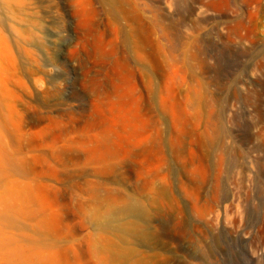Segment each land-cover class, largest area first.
<instances>
[{
    "label": "rangeland",
    "instance_id": "374dc122",
    "mask_svg": "<svg viewBox=\"0 0 264 264\" xmlns=\"http://www.w3.org/2000/svg\"><path fill=\"white\" fill-rule=\"evenodd\" d=\"M122 3L0 0V264H264V0Z\"/></svg>",
    "mask_w": 264,
    "mask_h": 264
},
{
    "label": "bare ground",
    "instance_id": "6f19581e",
    "mask_svg": "<svg viewBox=\"0 0 264 264\" xmlns=\"http://www.w3.org/2000/svg\"><path fill=\"white\" fill-rule=\"evenodd\" d=\"M104 6L108 7L110 12H113L114 14L117 13V15H122L124 12L123 9V0H99ZM127 13V12H126ZM126 16V15H125ZM29 193V192H28ZM124 213H127L128 216H144L147 214L145 208L137 201L132 200L130 201L126 206L125 209H121ZM97 223H99L100 226L104 228H114L116 230L122 231L124 234H128L129 232H134L133 230H130L129 228H126L124 225H116L113 222L115 221V214L111 215L110 217L102 216L96 218ZM135 232H138L140 237L143 240H148L147 233L143 230L138 228L135 230Z\"/></svg>",
    "mask_w": 264,
    "mask_h": 264
}]
</instances>
